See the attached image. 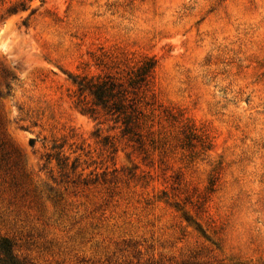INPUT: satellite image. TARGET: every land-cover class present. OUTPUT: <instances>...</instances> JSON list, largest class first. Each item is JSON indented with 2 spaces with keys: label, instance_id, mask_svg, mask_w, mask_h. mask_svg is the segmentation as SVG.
Returning a JSON list of instances; mask_svg holds the SVG:
<instances>
[{
  "label": "rangeland",
  "instance_id": "1",
  "mask_svg": "<svg viewBox=\"0 0 264 264\" xmlns=\"http://www.w3.org/2000/svg\"><path fill=\"white\" fill-rule=\"evenodd\" d=\"M14 1L0 0V236L17 254L264 264V0H35L29 19L6 15ZM145 58L138 145L83 114L72 79H124Z\"/></svg>",
  "mask_w": 264,
  "mask_h": 264
},
{
  "label": "trees",
  "instance_id": "2",
  "mask_svg": "<svg viewBox=\"0 0 264 264\" xmlns=\"http://www.w3.org/2000/svg\"><path fill=\"white\" fill-rule=\"evenodd\" d=\"M35 0H15L6 10L7 16L17 15L29 11V19L36 12L31 8ZM25 22V21H24ZM156 61L153 58H145L137 66L129 70L124 79L111 75L98 77L75 76L72 81L77 88L79 103H83L85 96H89L90 106L82 107L83 114L97 119L101 113L119 125L120 134L128 137L138 145L141 144L140 135L137 132L140 120L144 117L145 109L149 102L142 103L144 92H149L153 79ZM193 128L186 126V131L191 133ZM0 264H35L17 254L15 244L8 238L0 236Z\"/></svg>",
  "mask_w": 264,
  "mask_h": 264
}]
</instances>
